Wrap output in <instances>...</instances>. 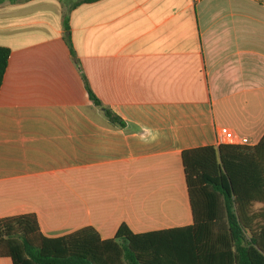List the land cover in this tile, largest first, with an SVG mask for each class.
<instances>
[{
	"label": "crops",
	"instance_id": "crops-1",
	"mask_svg": "<svg viewBox=\"0 0 264 264\" xmlns=\"http://www.w3.org/2000/svg\"><path fill=\"white\" fill-rule=\"evenodd\" d=\"M76 2L0 0V219L101 241L191 226L181 154L264 136V0Z\"/></svg>",
	"mask_w": 264,
	"mask_h": 264
},
{
	"label": "trees",
	"instance_id": "trees-1",
	"mask_svg": "<svg viewBox=\"0 0 264 264\" xmlns=\"http://www.w3.org/2000/svg\"><path fill=\"white\" fill-rule=\"evenodd\" d=\"M97 1L77 0L76 5ZM63 30L70 48L66 17ZM8 57L9 50L0 47V86ZM181 161L191 226L136 235L122 225L109 241L85 228L49 239L40 233L35 215L8 217L0 219V258L12 264H264V136L255 146L188 150Z\"/></svg>",
	"mask_w": 264,
	"mask_h": 264
},
{
	"label": "built area",
	"instance_id": "built-area-1",
	"mask_svg": "<svg viewBox=\"0 0 264 264\" xmlns=\"http://www.w3.org/2000/svg\"><path fill=\"white\" fill-rule=\"evenodd\" d=\"M234 141H235V136L227 128H221L216 135L217 146L224 144H233Z\"/></svg>",
	"mask_w": 264,
	"mask_h": 264
}]
</instances>
